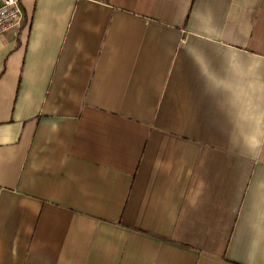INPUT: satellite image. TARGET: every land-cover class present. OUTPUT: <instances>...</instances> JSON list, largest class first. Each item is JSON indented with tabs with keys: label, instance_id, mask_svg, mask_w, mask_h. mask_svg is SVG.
<instances>
[{
	"label": "crops",
	"instance_id": "1",
	"mask_svg": "<svg viewBox=\"0 0 264 264\" xmlns=\"http://www.w3.org/2000/svg\"><path fill=\"white\" fill-rule=\"evenodd\" d=\"M22 6L0 264H264V0Z\"/></svg>",
	"mask_w": 264,
	"mask_h": 264
},
{
	"label": "built area",
	"instance_id": "2",
	"mask_svg": "<svg viewBox=\"0 0 264 264\" xmlns=\"http://www.w3.org/2000/svg\"><path fill=\"white\" fill-rule=\"evenodd\" d=\"M23 16L22 0H0V36L18 26Z\"/></svg>",
	"mask_w": 264,
	"mask_h": 264
}]
</instances>
